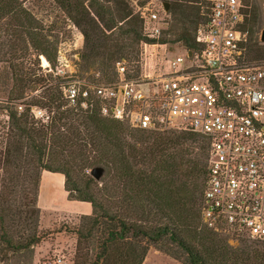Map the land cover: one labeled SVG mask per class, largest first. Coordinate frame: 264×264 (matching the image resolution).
<instances>
[{"label":"trees","instance_id":"16d2710c","mask_svg":"<svg viewBox=\"0 0 264 264\" xmlns=\"http://www.w3.org/2000/svg\"><path fill=\"white\" fill-rule=\"evenodd\" d=\"M23 1L0 0V38L5 37L0 58L10 56L12 64L17 51L32 48L37 65L39 57L54 64L56 43ZM54 1L82 31L78 65L96 69L106 84L118 83V63L126 68V81L140 80L143 44L181 43L200 52L196 32L210 12L203 0H163L180 18V31L169 41L144 35L129 0ZM249 13L241 27L242 48L249 62L264 63V44L257 40L261 14L256 7ZM132 62L137 74L129 69ZM10 68L14 91L5 108L9 127L0 151V264H31L34 249L47 241L38 206L43 171L63 175L68 198L91 206L74 229V264H144L151 248L180 264H264V241L248 246L251 239L244 236L242 247L235 248L202 225L210 147L205 137L133 129L103 116L98 102L87 110L69 109L60 85L36 71L24 73L20 65ZM38 90L19 112L16 101ZM34 108L53 114L50 123L40 125ZM96 166L106 168L100 181L90 174Z\"/></svg>","mask_w":264,"mask_h":264},{"label":"built area","instance_id":"2783aa9c","mask_svg":"<svg viewBox=\"0 0 264 264\" xmlns=\"http://www.w3.org/2000/svg\"><path fill=\"white\" fill-rule=\"evenodd\" d=\"M203 2L210 12L196 32L200 52L185 49L166 60L168 73L148 81L152 88L143 85L147 74L143 82L126 81L121 63L117 84L74 80L73 67L61 63L53 73L66 83L62 93L71 109L87 110L98 102L103 116L128 121L133 129L173 128L205 137L210 147L204 226L264 241V63L249 62L242 48L249 0ZM150 6L140 11L143 31L158 39L167 24L165 3ZM160 46L166 57L172 53L167 44ZM41 264L72 263L58 256Z\"/></svg>","mask_w":264,"mask_h":264},{"label":"rangeland","instance_id":"374dc122","mask_svg":"<svg viewBox=\"0 0 264 264\" xmlns=\"http://www.w3.org/2000/svg\"><path fill=\"white\" fill-rule=\"evenodd\" d=\"M182 3H187L185 0H180ZM179 1V2H180ZM134 12L140 17V11L142 12L144 8L151 5V8L159 9V5L163 3H168L163 0H129ZM23 6L26 10L31 12L32 15L38 20L40 25L45 29V33L49 36L52 43H56V61L51 64L46 58L39 57V65H37L36 53L32 48L24 54L21 51H17L18 59L11 60L7 57L5 60L0 58V151L4 149L6 145V133L9 127V116L5 108L7 107V100L10 96V92L13 90V80L11 79L13 69L11 66L20 65L25 69L24 73L32 74L36 71L38 75H44L48 79V82L53 85H60L63 91V87L66 83H62L61 80L54 76V68L61 63V65L72 66L74 70V80L85 81L92 84H106L100 80V75L98 71L94 68L89 70H84L78 65L79 53H81L84 46V37L80 28L76 27L73 22L67 17V15L59 8L58 4L54 0H24ZM264 0H249L247 3L246 18L249 11L256 7L261 14L262 26L259 34L257 35V40L260 42V35L263 29V13H264ZM171 4H169V12H167L166 22L164 30L161 33L160 38H167L170 40H175L177 34L180 31V21H177L179 17H175L170 13ZM166 11V10H165ZM250 14V13H249ZM177 18V19H176ZM180 19V18H179ZM246 21V20H245ZM172 31V32H171ZM176 31L175 35L174 32ZM256 35V34H255ZM158 37V39H160ZM245 39V38H244ZM5 37L0 38V42H3ZM173 40V41H174ZM244 41V40H243ZM263 44V43H261ZM145 49V44L141 46V56H140V80L143 82L144 75L147 74V79L143 82V85L147 86L148 81H152L154 78L158 77L160 73L166 74L168 70L164 71L166 60L175 58L176 55H182L185 48L181 43H168V48L172 53L166 54L164 48L160 45V42L156 44H147ZM6 51V48H2ZM246 49V48H245ZM244 49V54L246 50ZM248 53V52H247ZM246 56V54H245ZM247 59V56H246ZM4 60L5 62L1 61ZM44 60L47 62L46 66ZM134 62L130 63L129 69L132 74H137L136 68L133 65ZM157 80H160V77ZM9 77V78H8ZM50 85V86H53ZM156 86V85H155ZM144 87V86H143ZM148 87L152 88V84ZM147 87V88H148ZM149 90V89H147ZM14 91V90H13ZM41 93L38 90L33 93H26L25 97L16 101L17 108L19 112H23L24 103H27L31 97L36 96ZM65 100V99H64ZM67 108L71 109L67 103ZM35 112H32L34 119L39 122L40 125H47L50 123V118L53 116L46 109L34 108ZM39 111H42L40 113ZM127 122L128 121H124ZM129 124V123H128ZM165 131H178L173 128H168ZM161 130H155V132H165ZM180 132H190V131H180ZM208 165V163H207ZM103 167V166H100ZM105 168V167H104ZM106 169V168H105ZM106 174V173H105ZM105 176V175H104ZM104 178V177H103ZM102 178V179H103ZM101 179V180H102ZM65 177L61 174H53L48 171H43L41 175L40 191L38 196V206L41 209V228L48 233L47 241L42 243L40 246L34 249V256L31 264H41L45 261H53L58 256H66L69 263L74 264L77 242L74 229L77 227L79 219L91 212V206L87 203H80L68 198V193L64 188ZM202 222V219H201ZM202 225L204 223L202 222ZM215 232L214 230H212ZM218 233V232H215ZM228 241V243L235 247L241 248L243 241H246L243 237L246 235H232V233L222 232L218 233ZM247 242L248 246L252 244ZM254 246V244H252ZM144 264H180L171 258H168L157 251L155 248H151L147 259Z\"/></svg>","mask_w":264,"mask_h":264},{"label":"water","instance_id":"95a60500","mask_svg":"<svg viewBox=\"0 0 264 264\" xmlns=\"http://www.w3.org/2000/svg\"><path fill=\"white\" fill-rule=\"evenodd\" d=\"M264 9V6H263ZM165 10L166 12H169V4L165 3ZM263 18H264V13H263ZM260 42L264 44V21H263V29L261 31V35H260ZM106 173V169L104 167H100V166H96L94 167L90 174L91 176L96 179L97 181H100L104 175Z\"/></svg>","mask_w":264,"mask_h":264},{"label":"bare ground","instance_id":"6f19581e","mask_svg":"<svg viewBox=\"0 0 264 264\" xmlns=\"http://www.w3.org/2000/svg\"><path fill=\"white\" fill-rule=\"evenodd\" d=\"M46 63H47V62L44 60V64H45V66L47 65Z\"/></svg>","mask_w":264,"mask_h":264},{"label":"crops","instance_id":"0c3cea01","mask_svg":"<svg viewBox=\"0 0 264 264\" xmlns=\"http://www.w3.org/2000/svg\"><path fill=\"white\" fill-rule=\"evenodd\" d=\"M90 214V213H89ZM85 215H88V214H85Z\"/></svg>","mask_w":264,"mask_h":264}]
</instances>
